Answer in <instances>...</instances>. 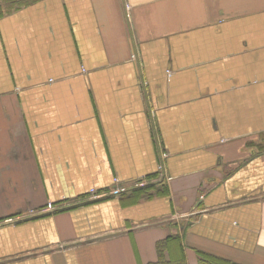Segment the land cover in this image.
<instances>
[{"label":"crops","instance_id":"1","mask_svg":"<svg viewBox=\"0 0 264 264\" xmlns=\"http://www.w3.org/2000/svg\"><path fill=\"white\" fill-rule=\"evenodd\" d=\"M175 235L264 264V0H0V264Z\"/></svg>","mask_w":264,"mask_h":264},{"label":"trees","instance_id":"2","mask_svg":"<svg viewBox=\"0 0 264 264\" xmlns=\"http://www.w3.org/2000/svg\"><path fill=\"white\" fill-rule=\"evenodd\" d=\"M163 180L159 182L158 185H156L158 187V192L159 193H164L165 192V186H163ZM155 186V188H157ZM151 189V188H150ZM139 190V189H137ZM140 190H144V189H140ZM139 192V191H137ZM145 193V192H144ZM177 242L181 245L180 243V237L175 235V236H170L169 238L158 242V244L156 245V250H157V261L152 263V264H187L186 259L184 257L183 254L179 255L176 258H171L170 260H167L165 253L169 247L170 244L176 245L178 246ZM197 264H235L232 263L228 260L216 257V256H212L209 254H205V253H198V261Z\"/></svg>","mask_w":264,"mask_h":264},{"label":"built area","instance_id":"3","mask_svg":"<svg viewBox=\"0 0 264 264\" xmlns=\"http://www.w3.org/2000/svg\"><path fill=\"white\" fill-rule=\"evenodd\" d=\"M115 184L117 185L118 184V182L117 181H115ZM118 190L119 189H115V190H113L112 192H110L111 194H115V193H118ZM107 194H109L108 192H106V193H99V192H97V191H95V190H91L90 191V195L94 198V197H103L104 195H107ZM53 207V205H51V204H48L47 205V209H51ZM41 212H42V210H37V211H35V210H33V211H30L29 212V214L30 215H37V214H41Z\"/></svg>","mask_w":264,"mask_h":264}]
</instances>
